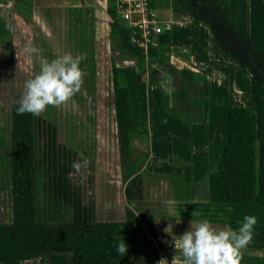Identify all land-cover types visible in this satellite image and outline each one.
Segmentation results:
<instances>
[{
    "label": "crops",
    "instance_id": "1",
    "mask_svg": "<svg viewBox=\"0 0 264 264\" xmlns=\"http://www.w3.org/2000/svg\"><path fill=\"white\" fill-rule=\"evenodd\" d=\"M150 1L155 18L169 22V29L162 32L168 43L145 60L144 81L135 79L131 55L125 53L128 60L118 67L134 116L145 118L146 126L141 147L132 153L138 157L133 170L142 174L143 196L128 206L134 213L152 215L156 233L153 239L141 223L129 222L128 264H139L140 257L144 264H156L161 258L171 264L174 255L181 256L175 240L190 230L191 220L207 219L217 231L237 230L246 215L255 216L257 223L251 242L240 250V264H264V205L212 203L207 185V174L227 141L228 107L249 104L256 139H264V0ZM9 20L26 51L36 50L27 51L33 58L75 55L85 42L109 37L106 0H0V32H4L0 40L5 39ZM8 48L6 43L0 56L7 58ZM157 73L164 75V81ZM140 150L142 154H137ZM117 164L115 173L96 187V196L92 188L79 202L75 183L62 190L58 184L51 187L48 178L36 185L45 195L40 198L67 206L69 221H121L125 200ZM35 219L43 221L36 206ZM169 225L172 229L165 231ZM42 256L26 260L70 264L68 255Z\"/></svg>",
    "mask_w": 264,
    "mask_h": 264
},
{
    "label": "trees",
    "instance_id": "2",
    "mask_svg": "<svg viewBox=\"0 0 264 264\" xmlns=\"http://www.w3.org/2000/svg\"><path fill=\"white\" fill-rule=\"evenodd\" d=\"M151 6V1L149 0ZM109 38L116 40L123 54L135 61L136 80H146L145 60L157 55V48L168 43L163 34L155 36L146 54L128 44L126 31L114 8V0H106ZM170 75L172 72H169ZM164 81V75L155 74ZM162 81V82H163ZM165 85V84H164ZM111 105L119 159L120 178L125 200L121 221L40 222L35 219V156L34 115L17 113L19 100L9 107L10 156V221L0 222V264L49 254L68 255L71 264H128L112 246L114 234L129 244V222L141 223L146 233L156 237L154 217L134 213L129 202L143 196L142 174L131 168L130 138L143 140L145 118L134 116L125 78L117 66L110 67ZM227 141L222 145L214 165L207 174L208 198L212 203L264 205V139H256L255 117L249 106H231L226 112ZM140 138V139H139ZM162 247L160 242H156Z\"/></svg>",
    "mask_w": 264,
    "mask_h": 264
},
{
    "label": "rangeland",
    "instance_id": "3",
    "mask_svg": "<svg viewBox=\"0 0 264 264\" xmlns=\"http://www.w3.org/2000/svg\"><path fill=\"white\" fill-rule=\"evenodd\" d=\"M16 27L20 29V23ZM1 28L3 24L0 21ZM3 33L0 32V35ZM20 37L18 30L13 31L10 24L5 31V39L0 40V53L4 54L6 51V43L9 46L8 57L0 56V220L3 221L10 218L8 154L10 104L21 99L25 92V81L39 73L42 61L50 62L59 57L54 54L40 58L28 56L29 52L23 47ZM85 43V47L83 44L77 48L79 50L75 55L73 53L74 57H81L79 67L83 72V83L79 91L63 104L49 105L40 115L34 116L36 139L34 193L36 213L42 222H67L70 218L66 213L67 206H59L52 203V200L44 202L42 198H45V195L36 186L39 179L44 182L50 178L51 183L48 181V184L51 187L58 184L62 190L64 186L68 190L70 185L73 187L72 184L75 183L73 188H76V196L79 189L80 202L83 201V197L88 198L85 196L86 191H91L92 188L94 190L92 194L96 196V187L98 185L102 187V181L105 182L115 173V165L119 162L111 105L110 67L114 62L115 66L121 68L128 58L124 56L115 39L111 40L104 36L103 39ZM44 52L48 54L49 50ZM130 66L135 77V67ZM125 83L127 85L126 79ZM136 138V135L132 141L130 138L129 144L131 157H128V160L131 158L133 169L138 164L135 162L138 157L134 159L132 153L141 147V141ZM139 152L137 154H142L141 150ZM97 197L99 200L102 198L100 190ZM82 208L83 206L78 207L80 213ZM91 221H95L94 218ZM69 261L71 264V259Z\"/></svg>",
    "mask_w": 264,
    "mask_h": 264
},
{
    "label": "clouds",
    "instance_id": "4",
    "mask_svg": "<svg viewBox=\"0 0 264 264\" xmlns=\"http://www.w3.org/2000/svg\"><path fill=\"white\" fill-rule=\"evenodd\" d=\"M80 62L81 57H74L71 53L50 62L42 61L39 73L25 81V92L18 102L17 113L38 116L47 106H59L66 102L83 83ZM256 223L255 216L246 215L237 230L228 227L217 231L207 219L191 220L190 230L175 240V245L181 249V256L174 255L171 264H240V250L251 242ZM168 229L172 226L169 225L165 231ZM112 246L121 257L128 252V245L120 234H114ZM20 264H31V261L23 260ZM139 264H144L143 257H140ZM156 264H168V260L161 258Z\"/></svg>",
    "mask_w": 264,
    "mask_h": 264
},
{
    "label": "built area",
    "instance_id": "5",
    "mask_svg": "<svg viewBox=\"0 0 264 264\" xmlns=\"http://www.w3.org/2000/svg\"><path fill=\"white\" fill-rule=\"evenodd\" d=\"M114 8L126 31L129 45L146 54L155 36L169 29L168 21H158L149 0H114Z\"/></svg>",
    "mask_w": 264,
    "mask_h": 264
}]
</instances>
